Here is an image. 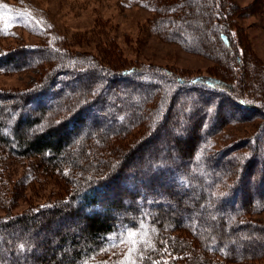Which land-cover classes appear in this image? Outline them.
Returning <instances> with one entry per match:
<instances>
[{
    "label": "trees",
    "instance_id": "1",
    "mask_svg": "<svg viewBox=\"0 0 264 264\" xmlns=\"http://www.w3.org/2000/svg\"><path fill=\"white\" fill-rule=\"evenodd\" d=\"M144 4L151 6L150 31L166 43L208 56L217 64L222 62L228 69L227 75H232L235 63L242 60L233 35L237 14L232 0H146ZM47 52L39 58L43 59ZM57 59L58 66L43 79L44 83L47 81L45 88H40V84L16 99L12 106L16 113L12 115L17 120L11 125L0 120V146L12 157L38 159L60 175L65 169L71 171L65 182L71 177L75 180L80 172L85 178L74 182L63 202L0 219V264H227L264 259V223L249 221L251 213L264 207V192L256 196L259 187L252 184L261 178L257 182L261 185L264 176L258 173L255 178L247 171L243 174L244 161L236 174L227 168L217 171L223 164L232 165L233 160L216 159L227 151L210 154L207 146L225 125L240 122L241 111L230 109L231 104L262 114L258 111L263 109L233 93L237 83L247 84L246 78L233 76V85L222 86L200 78L186 79L150 65L131 66L116 75V62L110 61L102 68L93 58L77 53L61 54ZM24 61L18 54L2 56L0 69L18 67ZM250 61L253 67L257 66L254 58ZM242 74L240 71L238 75ZM117 80H122V86L128 89L112 92L111 84ZM90 84L96 85L99 92ZM179 92L185 97L178 98ZM209 97L214 98L212 102ZM65 100L74 104L59 124L62 135L56 131L58 126L38 137L24 135L23 128L27 131L42 127L43 116ZM134 103L139 106L136 108ZM200 103L208 105L193 106ZM167 106L171 107L162 114ZM126 109L131 114L127 118L123 112ZM141 111H145L141 120L139 117L129 122L134 113L140 116ZM252 115L255 114L250 112ZM147 116L151 117L148 123ZM99 120H107L108 124L98 128ZM142 120L147 127L142 142L136 146L138 152L131 155V147L124 150L105 174L103 163L102 167L96 163L86 171L83 162L97 148L93 141L128 135ZM204 125L205 133L201 134L198 128ZM263 137L264 125L258 127L251 139ZM144 142L151 143L148 152L142 151ZM238 146L239 143L232 147ZM260 148L264 154V142ZM255 151L256 148L250 152ZM260 161L262 168L264 155ZM206 169L212 171L205 175ZM119 178L124 184L122 191L114 184ZM244 183L251 191L249 196L242 194ZM186 196L189 199L184 202ZM142 204L149 210L143 211ZM206 207L207 211L230 209L231 216L207 220ZM190 212L195 214L192 222L182 224V218ZM78 219L82 223L81 236L68 230L52 231V236H47L54 221L72 226ZM37 230L43 236L34 239ZM145 232L154 233V238L141 245L138 242L127 258L120 262L105 259L127 234ZM49 246L57 249L49 253ZM39 247L41 254L35 252Z\"/></svg>",
    "mask_w": 264,
    "mask_h": 264
},
{
    "label": "rangeland",
    "instance_id": "2",
    "mask_svg": "<svg viewBox=\"0 0 264 264\" xmlns=\"http://www.w3.org/2000/svg\"><path fill=\"white\" fill-rule=\"evenodd\" d=\"M145 1L0 0V57L7 55L11 57L18 54L25 60L18 67L10 66L14 69H0V120L5 121V124L8 125L17 120L12 115V113H16V109L12 110L16 99L26 92L29 93L37 89L40 84L43 85L40 88H45L44 85L46 86L47 81L44 83L43 79L53 71L54 67L58 66L60 59H57V56L66 55V53L88 55L96 60L102 68L106 67L110 61L116 62L115 67H113L117 70L116 75H120L123 70L131 66L150 65L156 68L159 67V69L171 70V72H176L186 79L200 78L211 83L214 81L222 86L233 85L231 77L237 76L239 79L246 78L247 84L243 82L242 85H238L237 83V86H234L233 93L236 92L238 98L263 109V111H258L262 112L263 115L256 114L253 110H246L247 107L241 108L236 104H231L230 109L241 111L238 112L240 117H238V121L240 122L225 125L212 138V143L209 140L207 146L210 154L217 150L227 151L223 156H218L219 158L216 159L222 161L225 157H228L233 160L232 165L223 164L218 167L217 171L227 168L231 172L234 170L236 174L239 165L244 161V164H241V168L245 170L243 174L247 171V175H255V178L258 173L264 176V166L260 167L263 164L260 158H263L264 155L260 146L264 139H251L257 132L258 127L264 125V0H232L237 14L233 35L236 41L235 45H238L236 48L240 53L238 55L242 60L235 63L236 69L234 67L231 76L227 75L228 69L222 62L217 64L208 56L190 53L177 45L166 43L152 30L150 31L149 19L152 12L149 4L148 7H145ZM46 51H48L47 55L43 59L39 58ZM253 58L256 61V67H253L250 61ZM64 63L65 61H63ZM240 71L244 74L239 76ZM254 74L257 77L253 79ZM139 77L142 78L143 76ZM111 85L112 92L120 93L128 89V87L122 86V80H117ZM91 87L97 89L94 84ZM99 90L98 88L97 91L99 92ZM191 96L198 97L195 94H191ZM177 97L184 98L185 96L179 92ZM213 99L208 98L211 102ZM73 104L72 100H65L55 105V110L43 116L42 122L44 123H41V125L43 124L42 127L36 128L37 126H35L27 131L23 128L24 135L38 137L46 132H51L55 126H58L55 129L62 135L63 128L59 124L70 114ZM134 104H136V108L139 106V103ZM207 105V103L193 104V106L199 107H206ZM175 106L177 105L175 104ZM170 107L167 106V109L161 111L162 114L166 113ZM246 111L249 112L246 113ZM123 112L125 118L131 115L127 109ZM250 112L255 115L250 116ZM31 115H35V113L32 112ZM139 115L137 116L134 113L129 122H133L139 117L141 120L145 115V111H141ZM150 118L147 116L145 121L148 123ZM139 121H136V123ZM145 121L142 120L128 135L93 141L92 145L97 146V148H94L95 154L91 153L90 157L83 162L86 164V171L94 167L96 163H100L99 167L103 165L105 168H103V174H105L107 168L119 160L124 150L131 147V155L135 151L138 152L136 146L142 142L141 136L146 133ZM107 124V120H99L98 128ZM34 128L36 129L34 130ZM204 128L205 125L199 127V133L204 134ZM178 141L180 142L181 139ZM260 141L262 142L260 143ZM157 142V140H152V143ZM238 143V147H232ZM150 144H143L142 151L148 152L151 148ZM254 148L257 149L255 154L250 152L252 150L254 152ZM143 152L140 150V154ZM206 170L205 175L212 171L211 169ZM69 172L71 171L65 169L61 173V175H65L62 178L58 172L45 167L38 159L12 157L5 148L0 146V219L20 215L30 210L44 209L47 206L67 200L66 195L74 187V182L83 181L85 178L84 174L80 172L76 174L75 180L71 177L68 182H65L64 178L69 177ZM120 177L122 178V176ZM121 178L114 182L115 186L120 189L119 191H122L124 185ZM262 180L259 178V181ZM257 182L252 181V184L259 187L256 196L258 193L264 192V181L261 185ZM242 186V194L245 193L249 196L251 191L249 189L247 191L245 183ZM223 190L222 188L220 191ZM188 199L189 197L186 196L184 202ZM165 206V208L169 207V205ZM140 208L143 211L149 210L144 204ZM207 208L205 210L208 215L207 220L215 218L223 220L231 216L232 212L230 209L215 211L209 209L207 211ZM193 215L195 214L190 212L187 218H182L181 223L188 225L192 222ZM79 221V219L74 220L72 226L54 221L48 228V230L51 228L52 230L49 232L46 229V234L50 236L52 231L68 230L81 236L82 223ZM249 221L264 223V207L251 213ZM42 236L43 234L39 233L38 230L33 234L34 239H39ZM154 236V233L148 232L144 234H127L116 250L105 255V259L112 260L113 258L120 262L122 258H127L126 256L132 253L138 242L141 245L149 239H153ZM78 238L75 237V239ZM257 246L260 245L257 244ZM48 249L50 253L57 248L49 246ZM35 252L41 254L43 250L39 247L35 249ZM227 264H264V259L251 263Z\"/></svg>",
    "mask_w": 264,
    "mask_h": 264
},
{
    "label": "snow or ice",
    "instance_id": "3",
    "mask_svg": "<svg viewBox=\"0 0 264 264\" xmlns=\"http://www.w3.org/2000/svg\"><path fill=\"white\" fill-rule=\"evenodd\" d=\"M123 242V240H121ZM124 264H132V262H124ZM153 264H157V262H153Z\"/></svg>",
    "mask_w": 264,
    "mask_h": 264
}]
</instances>
